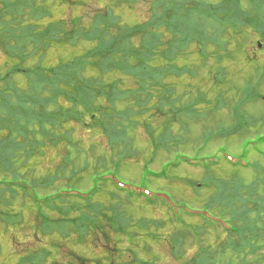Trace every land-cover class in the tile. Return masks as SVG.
Instances as JSON below:
<instances>
[{
    "label": "trees",
    "instance_id": "1",
    "mask_svg": "<svg viewBox=\"0 0 264 264\" xmlns=\"http://www.w3.org/2000/svg\"><path fill=\"white\" fill-rule=\"evenodd\" d=\"M85 1L56 0L57 5L48 6L50 0H0V51L4 56L0 63V118L21 130L13 133L6 124L0 127L1 150L11 152L0 157L3 164L11 166L18 152L32 160L37 149H45L47 140L57 147L72 143V122L81 128L92 122L93 131L108 138L111 165L107 160L104 168L108 169L98 171L102 164L92 167L94 157L83 149L79 153L84 155L77 153L76 160L70 159L59 171V180H65L66 186L49 194L42 195L37 184L23 178L0 185L7 192L16 193L17 189L27 194L45 230L59 231L63 240L73 230V237H79L77 242H89V233H93L91 245H115L104 258L92 250L94 264H126L124 256H129L128 264H160L161 257L154 255L149 260L140 254L151 256L164 242L175 264H222L229 252L236 255L247 248L252 255L264 252V178L258 176L246 184L241 178L231 182L214 175L226 166L228 172L249 170L250 164L242 162L251 151L264 157V112L258 116L247 111L264 92V57L260 59L264 50L257 47L248 56L246 48L249 43L255 46L257 37L264 44V0H150L149 20L134 27L124 24L117 12L132 11L144 0H88L96 6L90 24L79 15L64 21L69 8L86 5ZM57 8L63 16L53 22L51 13ZM63 48L78 52L69 59L50 61L47 52ZM32 60L36 61L33 66ZM204 69L210 80L205 82L210 84L207 91L217 95L213 100L200 87L196 90L195 81L193 86L183 83ZM114 75L118 78L113 79ZM241 75L246 84L233 88L232 79ZM19 76L27 81L25 91L15 82ZM127 81L133 82V87H124ZM187 88L189 93L185 94ZM190 93H194V100ZM228 96L234 101L229 105L225 100ZM21 102L25 107L15 115L11 111ZM224 112L232 126L226 128L219 122L215 128L205 127L199 146L191 152L189 146L198 140L190 138L185 120L206 121ZM157 116L164 120L156 127ZM261 121L263 127L258 130ZM177 123L180 127L175 130ZM138 129L152 138L151 151L142 163L139 180L131 182L120 175L122 164L131 157L127 154H133L128 138ZM239 132L244 137L239 141L238 162L219 157L221 151L231 153L225 143L211 153V142L228 141ZM163 153L168 154L166 161L158 170L153 169ZM28 161L24 159L22 169ZM259 165L253 164L252 170H259ZM188 169L204 172L203 177L197 175L203 179L194 178ZM82 176L89 178L90 188L81 186ZM57 182L53 180L47 189ZM161 182H167L170 189ZM181 189L193 192L191 202ZM204 190L209 198L202 204ZM156 210L160 216H141ZM49 212L59 214V221L53 219L59 227L51 226ZM217 228L227 242H201ZM165 229L171 233L162 235ZM120 235L125 236L127 248L118 247L123 244L116 240ZM189 240L191 246L197 245L193 255L187 250ZM215 247L219 249L211 253ZM260 259L264 254L253 264Z\"/></svg>",
    "mask_w": 264,
    "mask_h": 264
},
{
    "label": "rangeland",
    "instance_id": "2",
    "mask_svg": "<svg viewBox=\"0 0 264 264\" xmlns=\"http://www.w3.org/2000/svg\"><path fill=\"white\" fill-rule=\"evenodd\" d=\"M56 0H50L48 2V6H51L52 4L57 5L55 2ZM86 0L85 2H87ZM210 1V0H209ZM216 1V0H212ZM150 0H144L141 1L138 6H136L132 11L127 10H120L118 15L122 16V21L124 24H127L131 27L141 25L145 21H148L150 18ZM96 6L92 3L87 2L86 5H81L79 7L69 8L66 13L63 16V13H59V9L57 8L56 11H54V14L51 13L52 17L51 19L53 22H58V20L63 16L64 21L69 22L73 15H79L83 17V20L85 24H88L90 17L93 15V12L95 10ZM74 10V11H72ZM72 11V12H71ZM74 12V13H73ZM54 17V18H53ZM52 21H49L50 23ZM48 21H45V24H47ZM91 22H89L90 24ZM259 39V42L262 40ZM263 43V42H262ZM250 44V43H249ZM249 44L246 45L248 56H251L252 53L256 50L258 43L255 39V46H250ZM85 46L84 48H86ZM264 48V47H263ZM261 50H264V49ZM51 52V53H50ZM50 52H47V57L50 59V61L57 62L64 59H69L71 55L75 52L77 53L78 50L73 51L72 48H63L62 50H51ZM83 52V49L80 50V53ZM264 56H260V59ZM4 62V56L2 55V52L0 51V63ZM192 62V61H190ZM44 67V62H42ZM36 61L32 60L30 65H35ZM46 64H49V61L46 62ZM213 64V62H212ZM179 65H181L179 63ZM210 66V65H209ZM31 67V66H27ZM206 70L200 71L197 73V76L194 79L186 78L183 80V83L185 85H192V83L196 82V90L200 87L202 90L208 93L209 99L213 100L216 95V93H210L207 91L210 87V84H206L205 82H208L210 80L207 79L205 76ZM118 78L116 75L113 76V79ZM173 79V78H172ZM169 80L170 81L172 80ZM15 82L19 85L23 86V91H25L26 83L27 81L22 77H16ZM233 88H241L243 85H245V78L241 75L238 78L232 79ZM131 88L133 87V82L127 81L125 82V86L127 85ZM236 85V86H235ZM193 86V85H192ZM195 90V91H196ZM183 92V91H182ZM181 92V93H182ZM223 92V89H222ZM189 93V88L185 89V94ZM228 93L230 91L228 90ZM192 100H194V93H190ZM13 100H16L15 98ZM226 104L229 105L232 102H234L232 99H230V96L226 97ZM231 100V101H230ZM216 104V102H214ZM213 103V104H214ZM17 109H13L11 111L15 115L18 114V111L25 107L24 103H19L17 105ZM247 111H250L252 113L257 112L256 114L259 116L262 112H264V92L260 93L259 100L254 103L253 105H250L247 107ZM18 110V111H17ZM225 113V114H224ZM222 113V115L215 113L213 118H209L208 120H197L194 121L190 119H186L185 122L188 124L189 130H190V138L192 140H198L195 144L190 145L189 148L192 152L193 148L196 146H199L198 143H200L203 133L205 131V127L215 128L216 125H218L219 122H221L222 125H224L226 128L231 127V118L228 116L227 112ZM3 115V114H1ZM264 115V113L262 114ZM163 118L157 116L154 118V125L161 126L163 123ZM88 124L87 128H81L78 125L75 124V122H72L70 125V128H75V132L73 134V144H77L76 146H73L72 143H62L61 145L57 147L55 145H50L49 140H47V145L45 146V149L40 152V149H37V153L35 155V158L28 161V157L26 155L28 154H22L21 152L16 153L15 156V163L14 166L3 164V159L0 157V182H5V180H13L15 178L17 179H27L28 181L35 183L38 185L40 189V193L42 195L49 194L53 192L58 186L65 187L66 181L60 179L59 180V171L65 169L62 168L66 163L70 164V159L72 162L73 159L76 160L77 153L79 155L83 154V152L79 153V151H88L90 152L91 156L94 157L92 162V167L99 165L101 167L102 171L104 168L108 165H111L112 160L111 158V152L109 151V142L108 138L102 134L100 131H93L92 126L94 125L92 122H86ZM7 125L9 129L12 130L13 133H19L21 130L19 129V126L17 125V128L12 127V122H4V118H0V127ZM161 124V125H160ZM260 128L258 130L262 129L263 122H260ZM179 124L177 123L175 125V130L179 129ZM140 128V127H139ZM243 132H239V135H236L232 139L226 141L221 138L218 141L211 142L210 146L213 148L211 150V153H215L216 148L219 145H224L225 143L229 148L230 152L233 154H240L241 152V146H239L240 142L243 139ZM186 138V137H185ZM151 137L150 135L144 130V129H138L136 131H133L130 133V138H128V141L132 144L133 154H127L131 157H127L124 161V164H122V179H125L127 181H133L137 182L140 178V172L142 170L141 166L142 163L145 160H148L150 158L149 151H151ZM77 140V141H75ZM187 140V139H186ZM51 146V147H50ZM2 147H0V155L3 154H10L7 149L5 151L1 150ZM92 148H94V152L92 155ZM122 149V148H121ZM189 150V151H190ZM190 152V153H191ZM71 153V154H70ZM70 154V155H69ZM84 155V154H83ZM126 155V156H127ZM168 154L163 153V155L158 156L156 160L155 167L153 169L158 170L161 163L165 162L167 159ZM9 157V156H5ZM102 157H104L102 159ZM99 158V159H98ZM24 159H27L28 163L25 166V168H21L22 164L24 162ZM92 159V158H91ZM105 159V160H104ZM89 161V159H87ZM108 160V161H107ZM81 162V160H79ZM107 161V163H106ZM126 162V163H125ZM249 162L252 164H259L261 165L260 169L257 171L252 170V167H250L249 170H237L234 172H228L226 171V168L229 166L223 167L221 171L216 172L214 175L216 177H222L223 179L233 181L234 178H241L246 184L253 183L256 178L259 176L260 178H264V158L256 155H253L249 158ZM245 163L247 164V159L245 160ZM259 165V166H260ZM184 168H186L184 166ZM79 169V168H77ZM93 169V168H92ZM69 171V170H68ZM189 174L191 173L194 175V178L203 179L200 176H204V172L199 174L200 170H187ZM65 174L68 175V172L65 171ZM190 174V175H191ZM200 175V176H197ZM89 176V175H88ZM79 179V178H78ZM81 179V186L86 188H90L91 181L87 176H82ZM53 180H57V184L51 188L47 189V185L50 184ZM60 182V183H59ZM162 185L165 186L166 189H170L167 182H161ZM259 186H262L261 183H259ZM192 189V188H191ZM7 189L4 188L3 185H0V264H94L96 263V257H94L93 252L98 256H103L106 254V251H109V249H112V247L115 248V245L112 246V243L108 244L106 242H100L98 245H91L92 238L94 237L93 233H89L90 239L89 242H77L76 240L79 239V237L74 238L73 233L75 231L70 230L67 240H63L59 236V231H56L54 233H50L45 230L44 223H42V219L37 217V211L34 207V205L31 203L29 197L27 194H24L20 190L15 189L16 193L6 191ZM182 190V189H181ZM173 191V190H171ZM201 196L203 197L200 201L203 204V202L209 198V195L206 190L201 192ZM260 194V193H258ZM182 195L186 196L187 200L191 202L193 200V192L189 189H183ZM179 200L182 198L180 195H176ZM105 200V199H103ZM197 206V205H196ZM199 205L198 207H200ZM154 213V214H153ZM6 214V215H3ZM48 218L51 224V226L57 228L59 227V224L55 222L53 219H58L59 221V214H52L47 213ZM67 216H70L69 212H66ZM156 214V215H155ZM160 213L156 211H146L141 214V216L145 217H157L160 216ZM3 215V216H2ZM72 215V218L74 220H78V217L76 215ZM45 216V215H44ZM45 217H43L44 219ZM45 218V219H48ZM79 221V220H78ZM193 225H196V223H193ZM69 229V228H68ZM77 232V231H76ZM170 232L169 229H165L162 232V235L167 234ZM221 229H214L211 230V234L204 235L202 238L207 243L210 244H216L220 245L225 242H227V237L225 235H222ZM171 233V232H170ZM63 234V233H61ZM66 234V232L64 233ZM63 234V235H64ZM125 236L120 235L116 240H120L121 243L124 242ZM191 237V236H190ZM192 238V237H191ZM193 239V238H192ZM216 239L218 240L217 242ZM79 241V240H78ZM187 241V240H186ZM192 241L189 240L187 242L188 249L190 255L195 254V251H197V245L191 246ZM129 245L127 243H123L122 245H119V248H127ZM113 248V249H114ZM219 249L218 247L213 248L211 250V253ZM169 246L166 242H164L161 245H158L155 247L154 251L151 253L152 255L149 256L148 254H140V256L145 257V259L151 260L154 255L161 257L162 261L160 264H175L174 261H172L170 257L169 252ZM250 248H247L245 252L240 254H232L231 252L226 255L225 259L222 260V264H233V262L236 264H240L241 261L247 262L246 264H253L258 257H261L264 252L263 250L260 251L258 254L252 255L249 253ZM104 258V256H103ZM154 258V257H153ZM123 260L126 264L130 261L129 256H124ZM120 262H117V264ZM258 264H264V259H260L257 261ZM101 264V262L97 263ZM105 264H109V262H106Z\"/></svg>",
    "mask_w": 264,
    "mask_h": 264
}]
</instances>
